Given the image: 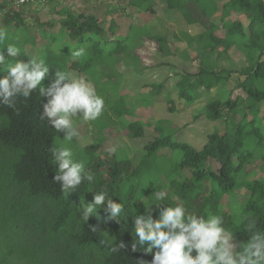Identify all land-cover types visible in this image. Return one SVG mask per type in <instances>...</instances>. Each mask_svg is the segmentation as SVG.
Masks as SVG:
<instances>
[{"label":"trees","instance_id":"1","mask_svg":"<svg viewBox=\"0 0 264 264\" xmlns=\"http://www.w3.org/2000/svg\"><path fill=\"white\" fill-rule=\"evenodd\" d=\"M115 2L118 6L125 4L135 9L142 17L152 14L153 0ZM162 2L168 12L178 14L188 27L202 29L190 40L199 55L197 73L183 72L179 76L174 86L178 100L191 105L199 97L198 88L211 92L225 86L233 74L238 76L237 87L244 98L233 100L231 91L222 92L208 100L202 113L208 122L224 123L225 120L229 128L222 133L215 129L198 150L187 143L175 142L169 123L162 125L159 121L154 128L157 136L143 147L144 155L137 166L132 167L126 158L116 157L109 163L105 179L97 166L91 167L93 180L85 181L66 198L60 185L52 182L56 165L50 153L63 133H57L46 120H40L43 98L38 91L27 101L17 97L14 108L0 107V264H150L152 253L142 249L132 252L130 245L135 238L134 218L147 214V207L152 209L154 218L157 217V204L164 207L183 203L188 213L205 217L221 215L225 227L241 240H247L249 235L242 229V216L257 217L258 230L264 232V127L260 118V107L264 104V0ZM218 13L223 29L220 37L215 35L219 27L213 20ZM62 14L60 33H43L47 44L43 47L45 52L38 57L45 58L50 74L57 70L69 73L72 68L85 75L93 81L96 92L101 83L120 77L118 70L110 71L115 64L122 63L125 70L141 74V60L136 50L143 41L154 42L158 52L168 59L173 56L166 36L153 34L146 24L132 25L125 36L115 37L113 23L105 29L103 22L94 16L66 11ZM232 14L247 18V23L241 19L232 21ZM6 15L13 29L22 28L26 21L19 12ZM31 38L32 45H36V38ZM81 48L86 50L85 55L73 58V51ZM219 48L221 51L217 52ZM232 48L242 53L245 60L244 67L237 73L225 69L219 61ZM25 51L20 50L18 59L26 60ZM168 59L166 66L171 64ZM5 74L6 69L0 66V76ZM104 78L106 82H101ZM162 93L163 84L139 87L137 99L135 94L122 91V103L109 108L121 121L128 138L144 135L141 122L124 120L131 114L129 103L137 101L147 105ZM166 101L170 102L167 98ZM76 142L77 137L69 143L76 147ZM163 150L170 155H159ZM76 151L85 154L83 162L88 171L96 160L93 148H77ZM209 161L218 164L217 171L207 166ZM258 161L263 176L249 180L245 169ZM185 171L189 177L184 175ZM161 177L165 183L161 182ZM164 188L168 196L156 201L155 193ZM240 188L247 190L249 196L238 204L234 193ZM100 191L107 192L113 201L121 202L123 213L118 219L109 220L102 205L86 223L80 218L81 210ZM225 197L233 206L229 214L222 207ZM90 226L97 230L92 231ZM101 241H124L129 247L113 253L108 244Z\"/></svg>","mask_w":264,"mask_h":264},{"label":"rangeland","instance_id":"2","mask_svg":"<svg viewBox=\"0 0 264 264\" xmlns=\"http://www.w3.org/2000/svg\"><path fill=\"white\" fill-rule=\"evenodd\" d=\"M64 11L73 15L94 16L103 22L105 29L113 23L115 37L125 36L132 25L146 24L153 34L166 36L170 52L173 54L168 59V56L165 57L158 52L154 42L143 41L136 50V54L141 60V74L134 75L130 70H125L122 63L115 64L114 69L110 71L118 70L120 77H113L111 82L101 83V86L97 88V94L102 96L105 101V109L101 117L90 122L83 121L82 117L73 118L74 127L79 132L77 146L70 145L64 137L57 140L56 146L71 148L73 155L79 161L85 159V154L78 153L76 149L91 146L96 160L90 165L87 172L91 174V167L97 166V171L105 179L109 163L115 161L116 157L121 158V160L126 158L132 167L137 166L144 155L143 147L157 136L154 128L159 121L162 125L169 123V127H172L174 131L173 140L175 142L187 143L198 150L205 144L206 136L215 129L222 133L229 128L226 127L225 120L224 123L208 122L202 113L208 100L215 98L222 92L231 91L230 98L233 100L237 97L244 98V94L237 87L238 76L236 74L231 76L225 86L216 87L211 92L198 88L199 97L191 105H185L178 100L174 86L179 80V76L183 72L191 75L197 73L199 55L190 45V40L202 29L188 27L178 14L166 10L162 0H153L152 14L146 15V17L138 15L135 9L125 4L118 6L115 0H55L51 3L34 2L20 8H17L11 0H0V28H4L8 32V39L4 44H0V51L6 50L8 44H14L22 51L26 50L25 53L28 54V56L25 54L26 60L33 57L39 58V54L45 52L43 47L47 44V40L42 38L43 33L47 35L60 33V20L64 18L62 14ZM13 12H19L23 20H26L22 24V28L18 30L13 29V26L8 25L6 21L8 17L6 14L10 16ZM219 19L220 13L213 17L219 27L215 33L218 37L223 33ZM230 19L232 21L241 19L244 24L247 23V18L237 14H232ZM31 35L36 38V45L34 46ZM220 51L219 48L217 52ZM183 53L186 54V57L183 56ZM166 59L171 61L170 65H165ZM219 61L222 67L235 73L239 72L245 65L242 53L234 48L224 53ZM69 73L86 79L95 87L92 80L75 69L70 68ZM101 82H106V78L102 79ZM149 84H163V93L159 97L151 99L147 105L139 104L137 101L129 103L131 114L124 117V120L141 122L144 125V135L142 138H128L122 124L120 125L121 121L110 113L109 108L114 107L119 102L122 103V91L128 95L135 94L137 99L138 88ZM166 98L170 100L169 103H167ZM237 118L239 119V117ZM260 118L264 127V104L260 107ZM112 147L116 148L115 152L111 151ZM159 155L168 157L170 152L163 150ZM207 166L211 167L213 171H217L219 167L215 161H209ZM259 166L260 162L258 161L245 169L249 175V180L263 176ZM184 175L189 177L187 171L184 172ZM132 181L137 182L136 179ZM161 182L165 183L162 177ZM248 196L249 192L244 188H240L234 193L238 204L242 203ZM222 207L223 211L229 214L233 206L225 197L222 201Z\"/></svg>","mask_w":264,"mask_h":264},{"label":"clouds","instance_id":"3","mask_svg":"<svg viewBox=\"0 0 264 264\" xmlns=\"http://www.w3.org/2000/svg\"><path fill=\"white\" fill-rule=\"evenodd\" d=\"M8 39V32L0 28V44ZM84 48L73 51L72 57L79 59L85 55ZM20 49L8 44L6 52L0 51V66L6 74L0 76V107L14 108L17 97L27 101L33 92L43 98L40 120H46L57 133H63L71 142L79 136L73 118L83 121L98 120L104 112V98L97 94L91 82L65 71L50 74L45 58L18 59ZM45 81H48L45 84ZM116 151L115 147L111 148ZM52 163L56 165L53 183L60 185L67 198L85 181L91 182L93 176L85 170V163L74 159L68 147L50 148ZM167 191L155 193L156 201H163ZM104 205L109 220L118 219L124 210L121 202L113 201L107 192L95 193L90 203L81 210L80 218L86 223ZM154 218L152 209L145 208L147 214L136 216L133 221L134 239L130 245L132 252L152 253L150 264H264V232L258 230L259 220L254 216H242L240 223L247 240L238 239L225 227L221 215L209 214L206 217L188 213L183 203L160 207ZM96 231V227H91ZM113 253L129 247L124 241H101ZM156 250L153 252V250Z\"/></svg>","mask_w":264,"mask_h":264},{"label":"built area","instance_id":"4","mask_svg":"<svg viewBox=\"0 0 264 264\" xmlns=\"http://www.w3.org/2000/svg\"><path fill=\"white\" fill-rule=\"evenodd\" d=\"M45 0H11V2L17 7H25L26 5L34 2H44Z\"/></svg>","mask_w":264,"mask_h":264}]
</instances>
